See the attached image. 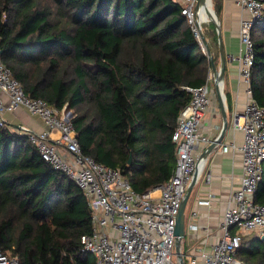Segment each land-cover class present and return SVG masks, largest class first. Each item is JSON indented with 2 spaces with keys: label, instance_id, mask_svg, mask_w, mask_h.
<instances>
[{
  "label": "trees",
  "instance_id": "obj_1",
  "mask_svg": "<svg viewBox=\"0 0 264 264\" xmlns=\"http://www.w3.org/2000/svg\"><path fill=\"white\" fill-rule=\"evenodd\" d=\"M219 19L221 0H211ZM212 58V23L203 29ZM250 89L264 108V9L251 29ZM0 62L25 95L66 107L82 153L118 169L134 191L163 185L175 166L171 135L206 83L207 55L171 0H0ZM263 172L253 200L264 204ZM91 211L78 186L45 163L25 135L0 127V248L19 264H96L83 250ZM235 257L264 264V231Z\"/></svg>",
  "mask_w": 264,
  "mask_h": 264
},
{
  "label": "built area",
  "instance_id": "obj_2",
  "mask_svg": "<svg viewBox=\"0 0 264 264\" xmlns=\"http://www.w3.org/2000/svg\"><path fill=\"white\" fill-rule=\"evenodd\" d=\"M171 1L181 6L182 15L201 44V24L205 21H200L199 9L203 6L197 7L198 0ZM236 5L246 16L239 26V53L231 59L237 61L239 81L245 85L247 100L242 112L233 114L231 123L241 132L243 141L240 146L233 141L219 146L225 153L240 152L242 174L239 187L225 202L216 241L209 251L191 257L190 264H245L235 257L241 238L264 231V204L253 200L263 172L264 108L257 105L250 89L251 29L262 14L264 0H237ZM212 79L210 69L204 85L183 87L190 100L179 113L171 135L176 156L172 174L160 187L138 193L118 169L82 153L66 107H52L43 99L25 95L20 82L0 62V91L6 95V101L0 99V127L6 124L4 112L14 113L20 108L42 121V131L24 126L16 131L27 137L45 163L71 179L84 194L91 211V232L82 235L80 243L85 252L94 256L96 264H178L174 258L176 215L193 174L201 176V151L218 137L211 140L205 132ZM54 133L57 137L52 136ZM212 198V194H207L197 204L211 206ZM190 227L196 230L195 225ZM0 264H19V260L0 248Z\"/></svg>",
  "mask_w": 264,
  "mask_h": 264
},
{
  "label": "crops",
  "instance_id": "obj_3",
  "mask_svg": "<svg viewBox=\"0 0 264 264\" xmlns=\"http://www.w3.org/2000/svg\"><path fill=\"white\" fill-rule=\"evenodd\" d=\"M237 0H221V11L219 15V26L223 50L227 61L224 78L222 80V91L225 96L223 107L228 120V127L222 144L234 142L236 146L242 144L243 138L239 130L232 127V116L234 113L242 112L246 103L245 85L241 84L238 77L237 61L232 60L239 53V26L240 21L246 16L241 8L236 5ZM208 39V38H206ZM219 62V58H218ZM217 62V65H218ZM210 85V105L205 116L206 135L213 140L219 135L223 119L214 86V79ZM0 99L6 101V95L0 91ZM6 125L11 130H18L24 126L31 131L39 132L44 129L42 121L27 110L20 108L14 113L4 112L2 114ZM57 133L52 134L57 137ZM201 151L199 157H201ZM201 176L195 183L186 203L185 228L186 233L181 242V252L184 261L188 264L191 257L196 256L200 251H209L211 245L219 235V224L222 218L225 202L240 185L241 163L240 152L225 153L218 146L205 159ZM212 194L211 206H199L197 200ZM196 213L194 216L193 214ZM195 225L192 230L190 225ZM260 234V233H258ZM197 264H202L198 262Z\"/></svg>",
  "mask_w": 264,
  "mask_h": 264
},
{
  "label": "water",
  "instance_id": "obj_4",
  "mask_svg": "<svg viewBox=\"0 0 264 264\" xmlns=\"http://www.w3.org/2000/svg\"><path fill=\"white\" fill-rule=\"evenodd\" d=\"M207 1L211 2V0H198L197 7L206 5ZM213 12H214V10H213ZM209 16H210L209 22H211L213 24V26L216 30V34H217V42H218V49H219L218 65L215 64V62L212 58L209 45H208L204 36L201 37V43L205 49V54L207 55V58H208L209 63H210V69H211V72L213 74L214 86H215V90L217 93V98H218V102H219V106H220V110H221V114H222L223 124H222V128H221V131H220L218 137L215 140H213L204 149V151L200 157V159H202V160L205 159L207 157V155H209L213 150H215L222 143L223 138H224L225 133H226V130H227V127H228L227 115L225 112V108L223 107L225 96H224V94L222 95V93H223V91H222V80L224 78L227 58H226V55H225L224 50H223L219 20L217 18V15L214 12V14H212V15L210 14ZM198 179H199V175L197 172H195L192 176L191 182L189 183V185L185 191L184 197L180 203V207H179L178 213L176 215L175 229H174V236H175L174 252H175L176 261L178 264H185L183 254L181 252V242H182V239L184 238L185 233H186L184 210H185L186 203L189 199L190 193L192 191V188Z\"/></svg>",
  "mask_w": 264,
  "mask_h": 264
},
{
  "label": "bare ground",
  "instance_id": "obj_5",
  "mask_svg": "<svg viewBox=\"0 0 264 264\" xmlns=\"http://www.w3.org/2000/svg\"><path fill=\"white\" fill-rule=\"evenodd\" d=\"M214 14V12H213V8L211 7V5L209 4V1H207V3H206V5H204L203 7H201L200 9H199V19H200V21H206L205 20V15L206 14ZM212 17V16H211ZM202 166V165H201ZM201 166L199 167V170H200V168H201Z\"/></svg>",
  "mask_w": 264,
  "mask_h": 264
},
{
  "label": "rangeland",
  "instance_id": "obj_6",
  "mask_svg": "<svg viewBox=\"0 0 264 264\" xmlns=\"http://www.w3.org/2000/svg\"><path fill=\"white\" fill-rule=\"evenodd\" d=\"M209 4L211 5V7L213 8V10H215L214 9V6H213V4H211V2L209 1ZM210 14H206L205 15V22H202V24H201V26H202V30L204 29V28H206L207 26H209V24L211 23V22H209V19H210V16H209ZM219 20V19H218ZM259 232L258 231H255V232H252V233H250V234H252V235H257ZM174 258H175V260H176V256H175V252H174ZM185 264H188V261L187 260H185Z\"/></svg>",
  "mask_w": 264,
  "mask_h": 264
},
{
  "label": "clouds",
  "instance_id": "obj_7",
  "mask_svg": "<svg viewBox=\"0 0 264 264\" xmlns=\"http://www.w3.org/2000/svg\"><path fill=\"white\" fill-rule=\"evenodd\" d=\"M202 36H203V33H202ZM202 44V43H201ZM204 51V53H205V49L203 50Z\"/></svg>",
  "mask_w": 264,
  "mask_h": 264
}]
</instances>
